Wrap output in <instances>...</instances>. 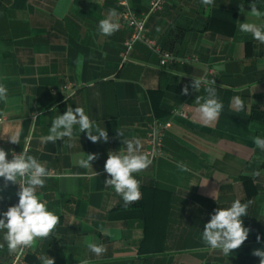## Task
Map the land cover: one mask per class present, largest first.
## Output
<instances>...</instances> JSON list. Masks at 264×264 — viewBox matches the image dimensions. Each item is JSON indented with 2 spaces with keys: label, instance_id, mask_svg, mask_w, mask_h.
<instances>
[{
  "label": "crops",
  "instance_id": "crops-1",
  "mask_svg": "<svg viewBox=\"0 0 264 264\" xmlns=\"http://www.w3.org/2000/svg\"><path fill=\"white\" fill-rule=\"evenodd\" d=\"M128 1L139 17L152 3ZM253 2L264 11V0H214L211 6L166 0L147 23L149 38L179 59L166 71L144 45L123 62L129 32L117 17L119 30L100 34L99 21L111 9L119 13L118 0H0V84L8 89L7 103L0 102V117L8 118L0 127V148L11 160L29 146L28 154L53 175L37 195L60 217L54 232L30 247L28 264H42L45 256L55 264H260L252 252L264 250V151L252 137L264 138V44L239 30V23L254 19ZM193 77L213 80L224 105L207 126L196 111V97L207 93L203 85L198 92L191 87ZM185 85L188 95L182 93ZM237 96L244 111L232 107ZM69 106L84 108L107 130L108 142L92 143L78 126L72 147L67 137L41 142L52 119ZM156 119L170 120L173 127L163 155L134 173L141 199L125 206L105 186L110 176L104 164L109 152L123 150L117 131L125 139L139 138L147 154L148 126ZM13 135L19 144L11 143ZM83 152L98 154L91 162L97 175L74 163V155ZM180 162L189 171L182 172ZM237 199L250 202L241 218L250 232L226 257L201 237L215 210ZM17 204L14 184L5 187L0 177V218ZM89 237L106 252L92 253ZM0 244V264H9L3 232Z\"/></svg>",
  "mask_w": 264,
  "mask_h": 264
},
{
  "label": "clouds",
  "instance_id": "clouds-1",
  "mask_svg": "<svg viewBox=\"0 0 264 264\" xmlns=\"http://www.w3.org/2000/svg\"><path fill=\"white\" fill-rule=\"evenodd\" d=\"M204 6H211L214 0H201ZM243 13L244 4L239 5ZM250 15L254 18L239 23V30L243 33L251 34L253 39L264 44V11L258 10L257 3L250 5ZM118 13L111 9L106 18L99 21V32L103 36H111L120 28V24L115 20ZM256 21H260L259 23ZM159 31V29H157ZM214 81L205 77H197L192 80L191 87L197 92L203 85L207 97H196L198 105L196 111L204 125H210L217 121L224 105L216 97V88ZM183 95L189 94V86L185 85L182 90ZM8 89L0 84V102L7 103ZM232 107L236 111H244L245 105L240 97H234ZM78 126L80 133H86L87 139L92 143L101 141L108 142L109 136L107 130L100 127L86 113L84 108L69 106L64 114H59L51 121V127L47 135L42 136L41 142L55 144L56 141L65 137L68 139L65 144L72 147L71 141L74 138L75 129ZM119 136L123 137V150L109 152L108 158L104 164V170L110 178L105 181V186L113 188L119 196L122 197L125 206L138 202L142 193L140 182L135 178L134 173L146 170L152 164V159L142 151V143L139 138L133 137L125 139L122 131H117ZM253 143L257 148L264 151V138L260 136L252 137ZM13 144H19V136H10ZM98 159V154H77L73 160L79 167L89 170L94 175L97 173L92 170L93 161ZM182 172L189 171L187 165L182 162L177 164ZM259 175V173H256ZM50 176L49 170L41 164L34 156L29 155L27 150L20 154L13 153V158L8 159V153L0 148V177L5 181V187L8 182L19 184L20 191L17 193L19 202L15 206L8 208L0 218V232H3V240L7 245L10 254L23 252L24 249L31 247L37 239L48 238L55 230L60 221V217L53 211H50L46 203L37 195V189L43 188L45 180ZM216 192L212 195L216 198ZM249 203H242L239 199L232 202L230 207L217 208L208 223L205 224L202 232V241L212 250H219L226 257L247 240L250 229L243 224L242 217L247 216ZM261 237L257 235L259 242ZM87 248L96 255H102L106 252L103 244L94 242L92 238H86ZM4 244H0L3 248ZM253 256L260 259V264H264V250L255 249ZM42 264H55L53 258L49 256L42 257ZM88 264V261H83Z\"/></svg>",
  "mask_w": 264,
  "mask_h": 264
},
{
  "label": "built area",
  "instance_id": "built-area-1",
  "mask_svg": "<svg viewBox=\"0 0 264 264\" xmlns=\"http://www.w3.org/2000/svg\"><path fill=\"white\" fill-rule=\"evenodd\" d=\"M166 0H152L151 7L143 16H137L128 0H118L119 13L117 15V20L124 25V27L129 32V38L124 43V52L122 54L123 62H127L130 53L137 45H144L152 53L159 57V67L162 70H170L179 63L178 57L173 53L167 52L162 49L156 40L149 38L147 23L150 17L164 9ZM194 61H198L196 57L193 58ZM175 114H180L183 117H186V113L182 111H175ZM37 118V115L34 116V120ZM8 122L6 116L0 117V127L5 125ZM173 125L170 120H154L148 126L147 134V155L152 159V161L158 159L163 155V143L164 139L167 136L168 132L172 129ZM29 152V146L25 148ZM18 155V154H17ZM13 158V157H12ZM11 158V159H12ZM50 176H53L52 174ZM20 191L19 184H14V193L18 198L17 193ZM29 248L23 250V252H17L10 254L9 264H28V254Z\"/></svg>",
  "mask_w": 264,
  "mask_h": 264
}]
</instances>
